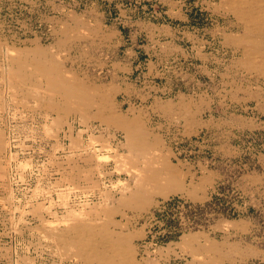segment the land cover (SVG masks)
<instances>
[{
  "label": "rangeland",
  "instance_id": "374dc122",
  "mask_svg": "<svg viewBox=\"0 0 264 264\" xmlns=\"http://www.w3.org/2000/svg\"><path fill=\"white\" fill-rule=\"evenodd\" d=\"M230 2L0 0V264H97L84 224L128 264H264V66Z\"/></svg>",
  "mask_w": 264,
  "mask_h": 264
},
{
  "label": "bare ground",
  "instance_id": "6f19581e",
  "mask_svg": "<svg viewBox=\"0 0 264 264\" xmlns=\"http://www.w3.org/2000/svg\"><path fill=\"white\" fill-rule=\"evenodd\" d=\"M230 3L234 13L243 21L246 31L242 41L245 42L243 49L247 63L264 66V0H231ZM119 124L128 127V123L122 119ZM76 227L72 228L73 235L84 256L93 258L97 264H128L130 256L126 236L113 240L100 225L84 224L78 229Z\"/></svg>",
  "mask_w": 264,
  "mask_h": 264
}]
</instances>
